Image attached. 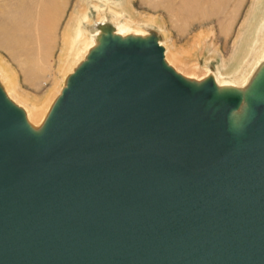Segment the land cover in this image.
<instances>
[{
    "label": "water",
    "instance_id": "95a60500",
    "mask_svg": "<svg viewBox=\"0 0 264 264\" xmlns=\"http://www.w3.org/2000/svg\"><path fill=\"white\" fill-rule=\"evenodd\" d=\"M196 85L106 36L40 132L0 88V264H264V77Z\"/></svg>",
    "mask_w": 264,
    "mask_h": 264
},
{
    "label": "rangeland",
    "instance_id": "374dc122",
    "mask_svg": "<svg viewBox=\"0 0 264 264\" xmlns=\"http://www.w3.org/2000/svg\"><path fill=\"white\" fill-rule=\"evenodd\" d=\"M151 1L145 0L146 3L150 2L148 5L143 3L142 0H129L130 10L127 7H124V10L121 9L122 15L119 19L114 17L115 15L108 5L101 2V19L113 25L114 32H118L114 33L117 37H122L123 35L125 38L128 36L154 38L158 44L160 43L159 45L163 49V54L168 50L171 60L168 66L188 82L200 84L202 81L213 78L221 60L224 63L230 62L229 59L235 49L239 33L243 28V23L254 0L240 1L233 18L230 35L228 36L226 35L227 31L223 26L224 24H219L215 17L202 23L192 22L190 27H188L178 11L177 0ZM151 3L152 5H150ZM81 10L78 7V0H63L62 9L56 21L55 48L50 58L48 56L45 60L46 62L48 61V63L45 62V67L46 65L48 67H44L41 72L36 73L34 78H30L26 67L18 59L13 58L10 56L8 50L0 47V88L5 91L9 88L18 96V100L21 103H18L17 107L25 114H28L27 110L31 108L38 109L42 108L43 105L46 109L45 114L41 117L39 130L36 132L42 130L47 115L58 97V93L65 87L71 72L77 67L76 61L71 58L68 60L66 66L63 67L66 46L63 43L62 37L70 17L76 13H81ZM91 10L92 12L89 16L94 23L98 17L92 7ZM118 10L120 11V9ZM263 12L264 1L260 6L258 15ZM258 17L255 18V22H257ZM254 27L253 24L250 30H253ZM83 29L93 42L98 40L99 36H97V32H91L89 25H85ZM9 45L19 58L26 62L28 67L35 65H32L33 57L31 55L26 54L24 50L12 43ZM261 45L264 46V41ZM262 49V47L256 48L254 59L251 58L252 60L245 66L244 78H247L253 71L256 65L255 58L262 53ZM92 50L93 46L86 45L81 49V53H85L84 56L87 57L88 52L90 53ZM258 62L260 67L264 65L262 57L258 58ZM228 66L227 69L222 71L228 73L231 65L228 64ZM41 75L46 76L43 78ZM225 76L228 80L234 79L232 75ZM52 87L55 89L60 88L59 92L51 95V99L43 103V100L51 93ZM228 90L230 92H237V89L233 88Z\"/></svg>",
    "mask_w": 264,
    "mask_h": 264
},
{
    "label": "bare ground",
    "instance_id": "6f19581e",
    "mask_svg": "<svg viewBox=\"0 0 264 264\" xmlns=\"http://www.w3.org/2000/svg\"><path fill=\"white\" fill-rule=\"evenodd\" d=\"M142 1L146 3L145 0ZM240 1L241 0H177L176 4L182 20L188 27H190L192 22L202 23L215 17L219 24H224L223 26L228 36L230 35L233 18ZM263 1L264 0L253 1V5L248 11L247 18L243 23V28L239 33L233 54L229 59L230 62L224 63L222 60L220 63L218 62L219 65L217 66L216 74L213 75V82L218 93H228L230 92L228 89L233 88L237 89V92L233 93L241 95L238 108L233 110L230 115L231 123L235 128L241 127L245 121L248 112V96L253 93L255 86L264 77V65L260 67L258 62V58L262 57V62L264 63V46L261 45L264 41V12L258 15ZM62 2L63 0H0V47L8 50L10 56L18 59L23 66L26 67V71L29 73L30 78H34L36 73L42 71L45 67V60L48 56L50 58L55 48L56 21L62 9ZM101 2L108 5L116 19L121 17V9L124 10V7L130 10L129 0H78V7L82 9L81 13L72 15L66 29L63 31L62 39L66 46L63 67L66 66L70 58L76 61L77 67L80 66L82 62L87 61L88 56L85 57V53H81V49L86 45L93 46V50H95L102 44L106 36L117 37L114 33L118 32H114L113 25L101 19ZM148 3L150 2L146 4ZM150 5H152V3ZM91 7L98 17L97 21L94 23L89 16L92 12ZM118 9H120V11ZM171 16L174 17L173 14H171ZM256 17H258V20H256L257 22H255ZM253 24L255 27L253 30H250ZM85 25L90 26L91 32H97L99 38L96 42H93L85 33L83 29ZM118 38L126 39L123 35ZM10 43L24 50L26 54L31 55L33 57L32 65H35L33 67H28L26 62L22 61L17 53L14 52L9 45ZM261 47L263 51L255 58L256 65L253 71L247 78H244L245 66L249 64L250 60L254 59L256 48L258 49ZM89 54L88 52V55ZM169 62H171V60L168 55V50H166L164 52V63L168 66ZM46 63H48V61ZM228 64L231 65L230 70H228L229 72L222 71L229 67ZM46 67L48 66L46 65ZM73 72L74 70L71 74ZM225 75H232L234 79L228 80ZM45 76L46 75L42 77L45 78ZM59 90L60 88L55 89L52 87L51 93L43 100V103L50 100L51 95L57 94ZM3 91L6 98L13 104L17 106L18 103H21L18 100V96H16L11 89L7 88L6 91ZM60 94L61 91L58 93V96H60ZM27 112L28 114L24 113L26 124L32 131H38L41 117L46 112L44 105L42 108L38 109L31 108L27 110Z\"/></svg>",
    "mask_w": 264,
    "mask_h": 264
}]
</instances>
